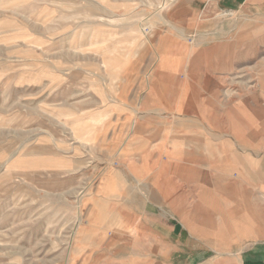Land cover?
I'll return each mask as SVG.
<instances>
[{"label":"rangeland","instance_id":"rangeland-1","mask_svg":"<svg viewBox=\"0 0 264 264\" xmlns=\"http://www.w3.org/2000/svg\"><path fill=\"white\" fill-rule=\"evenodd\" d=\"M216 1L202 19L235 21ZM176 2L0 0V264H145L97 256L113 248L99 225L103 175L122 164L105 141L149 94L158 60L195 55L197 35L165 40ZM256 67L250 111L264 93Z\"/></svg>","mask_w":264,"mask_h":264},{"label":"crops","instance_id":"crops-1","mask_svg":"<svg viewBox=\"0 0 264 264\" xmlns=\"http://www.w3.org/2000/svg\"><path fill=\"white\" fill-rule=\"evenodd\" d=\"M213 4L236 20L218 26L202 19L206 0H177L165 40L195 34V55L158 60L149 94L105 141L122 164L103 175L99 225L113 248L98 257L264 264V93L250 111L245 87L250 64L264 80V0Z\"/></svg>","mask_w":264,"mask_h":264},{"label":"built area","instance_id":"built-area-1","mask_svg":"<svg viewBox=\"0 0 264 264\" xmlns=\"http://www.w3.org/2000/svg\"><path fill=\"white\" fill-rule=\"evenodd\" d=\"M208 1H210V2H211V1H214V0H208ZM190 40L193 42V40H192V39H190Z\"/></svg>","mask_w":264,"mask_h":264}]
</instances>
